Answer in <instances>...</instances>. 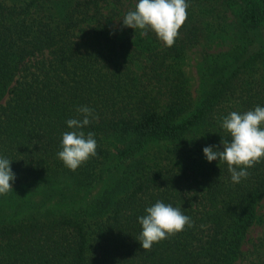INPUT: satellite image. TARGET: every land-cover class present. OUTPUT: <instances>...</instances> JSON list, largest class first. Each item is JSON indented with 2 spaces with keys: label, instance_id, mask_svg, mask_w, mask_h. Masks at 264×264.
<instances>
[{
  "label": "trees",
  "instance_id": "trees-1",
  "mask_svg": "<svg viewBox=\"0 0 264 264\" xmlns=\"http://www.w3.org/2000/svg\"><path fill=\"white\" fill-rule=\"evenodd\" d=\"M107 3L0 0V157L16 176L0 195V264H237L264 159L233 183L203 149L231 140L221 127L230 112L264 107V0H187L172 47L105 24ZM222 35L229 42L203 55L193 94L180 62ZM80 106L99 117L82 129L97 154L72 171L58 152ZM110 134L124 154L109 163ZM156 201L194 226L143 250L139 217ZM257 247L249 264H264V234Z\"/></svg>",
  "mask_w": 264,
  "mask_h": 264
},
{
  "label": "clouds",
  "instance_id": "clouds-1",
  "mask_svg": "<svg viewBox=\"0 0 264 264\" xmlns=\"http://www.w3.org/2000/svg\"><path fill=\"white\" fill-rule=\"evenodd\" d=\"M188 7L187 0H138L135 10L124 16L123 26L144 30L142 35L146 34V30H151L165 46L172 47L187 20ZM76 111L82 119L67 120L72 131L62 134V150L58 152V157L72 171L97 154L94 133L85 134L82 129L93 118L98 121L99 117L88 106H80ZM221 127L230 134L231 140H222L223 150L218 146H207L203 153L208 162H226L232 182L239 183L250 175L247 169L264 159V107L256 106L254 110L244 113L232 111L223 117ZM15 179L11 161L0 157V195H6L13 189ZM139 223L142 232L138 241L143 250H151L155 243L194 226L191 218L179 208L162 201L147 207L146 215L139 217Z\"/></svg>",
  "mask_w": 264,
  "mask_h": 264
},
{
  "label": "rangeland",
  "instance_id": "rangeland-1",
  "mask_svg": "<svg viewBox=\"0 0 264 264\" xmlns=\"http://www.w3.org/2000/svg\"><path fill=\"white\" fill-rule=\"evenodd\" d=\"M107 1L108 3L104 7V12L108 11V13H110L111 16L110 18H108L105 24L107 25L113 24L116 28L119 29L126 27L123 26L122 20L124 16L127 14V12L135 10V6L138 0H119V1L102 0V2H107ZM135 34L141 35V30L136 29L134 31L132 38H134ZM226 36L227 35L223 37L222 35L219 36L218 38H213L211 42H209L210 44L209 46H204L203 43L190 45L188 50L186 51V54L183 56L180 65L182 66L188 78L189 87L193 92V94H196L199 91V87L201 84V79L199 76V69H200L199 67L203 55H206V53L209 52L210 54L217 53L219 50L225 49V47L229 42V39ZM107 139H108V143H106V145L104 146L107 148L108 152H110L111 154H116L114 156L108 157L110 163L111 158H114L116 160L117 157L123 156L124 153L119 154L122 140L118 137V135L110 134L108 135ZM61 179H62L61 176L56 175L55 180L58 181L54 182V184L60 186V184H58L57 182H59ZM111 179L112 177L109 176V178L105 181H102V183H97L93 187L88 188L86 198H90L91 196L96 195L99 192L100 188H103L105 182ZM14 185L15 184H13V188ZM25 185L26 184H24V186ZM27 195L30 199H32L30 190L27 191ZM263 234H264V195L260 199L259 204L257 206L256 220L250 225L242 241L243 254L240 256V259L238 260L237 264H249V261L255 257L256 250L258 248L257 247L258 240L262 237Z\"/></svg>",
  "mask_w": 264,
  "mask_h": 264
}]
</instances>
